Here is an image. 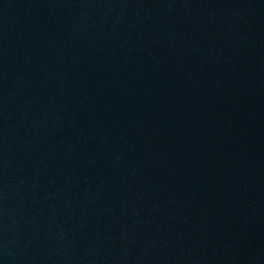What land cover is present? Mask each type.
<instances>
[{"label":"water","instance_id":"obj_1","mask_svg":"<svg viewBox=\"0 0 264 264\" xmlns=\"http://www.w3.org/2000/svg\"><path fill=\"white\" fill-rule=\"evenodd\" d=\"M0 264H264V0H0Z\"/></svg>","mask_w":264,"mask_h":264}]
</instances>
